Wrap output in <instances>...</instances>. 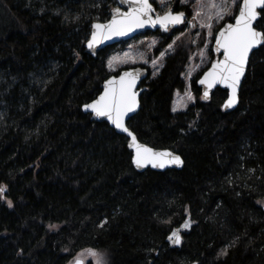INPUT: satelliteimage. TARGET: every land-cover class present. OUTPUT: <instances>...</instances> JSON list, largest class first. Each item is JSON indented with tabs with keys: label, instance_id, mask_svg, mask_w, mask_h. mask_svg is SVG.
I'll return each mask as SVG.
<instances>
[{
	"label": "trees",
	"instance_id": "1",
	"mask_svg": "<svg viewBox=\"0 0 264 264\" xmlns=\"http://www.w3.org/2000/svg\"><path fill=\"white\" fill-rule=\"evenodd\" d=\"M115 5L0 0V264H68L83 249L107 251L108 264H264V44L231 112L225 90L201 100L200 74L194 102L174 112L189 49L164 58L127 125L184 164L137 172L127 139L81 110L125 44L85 51L92 23ZM255 27L264 32V12Z\"/></svg>",
	"mask_w": 264,
	"mask_h": 264
},
{
	"label": "snow or ice",
	"instance_id": "2",
	"mask_svg": "<svg viewBox=\"0 0 264 264\" xmlns=\"http://www.w3.org/2000/svg\"><path fill=\"white\" fill-rule=\"evenodd\" d=\"M121 2L132 5L131 10L121 12L119 8H116L113 10L114 15L110 23L93 24L94 31L91 33V40L88 41L90 49L105 39L112 36L127 35L134 29L142 28L146 24H151L153 27L159 24L167 31L169 25L184 23V12L173 14L169 11L163 16L158 15L153 19L150 15L153 8L149 0H121ZM197 4H200V0H197ZM231 4L239 9V14L234 16L235 23H227L215 39L216 51L220 52L222 50L223 60L212 64L211 69L199 81L200 84L206 85L204 99L209 97L208 90L218 83L231 88L232 94L224 105L225 108H231L237 103V87L248 64L249 53L257 45L264 44V32L257 31L253 27L258 16H261V13L264 12V0H242V5L238 4L237 0H231ZM202 7L201 5V10L195 11L193 20L201 17ZM208 7L210 12L207 20L202 21L200 26L207 27L209 35H211L212 19H223L226 14L230 13L229 0H221L220 4H217L215 0H209ZM258 9L261 11H258ZM211 10H215V12L212 13ZM171 47L172 45H169V48ZM163 55L164 53H161V56ZM155 63L153 61L154 65ZM136 78L132 73L125 72L119 80H108L104 85L103 94L94 102L85 104L84 110L88 111L90 109L95 116L106 117L116 129L127 133V136L131 138L129 147L135 150L133 163L137 168H144L148 165L153 168H164L168 163L182 165L183 161L180 156L174 155L172 152H157L138 143L137 137L125 125V117L134 112L137 107L138 93L134 91ZM191 98L189 95V99ZM175 110L174 108L173 111ZM4 191L6 189L0 187V193ZM8 206H12L11 201H8ZM183 227H189V223L185 222ZM168 239L178 244L180 242L178 231H173ZM88 252L93 256L97 255L91 249ZM75 264H81V261L77 259ZM97 264H100L99 260Z\"/></svg>",
	"mask_w": 264,
	"mask_h": 264
},
{
	"label": "rangeland",
	"instance_id": "3",
	"mask_svg": "<svg viewBox=\"0 0 264 264\" xmlns=\"http://www.w3.org/2000/svg\"><path fill=\"white\" fill-rule=\"evenodd\" d=\"M217 4L221 3V0H215ZM241 0H237L240 4ZM155 11L158 14H163L169 9L178 11H185L186 20L183 24L175 29H170L166 33H146L144 35L136 36L135 38L126 41L121 47L110 50L106 59V66L109 74H117L121 69L143 66L148 69L149 77L153 78L157 76L163 66L164 58L171 54L178 46H184L189 49L188 63L182 74L185 82L183 91H176L173 96L172 110L174 112L183 111L187 106L194 102V94L191 90V81L209 66L213 55L212 45L215 35L219 28L225 23L233 20L238 12V7L231 4L229 0L230 13L226 14L223 19L213 18L211 23L213 25L211 35L207 27H201L202 21L207 20V16L210 12L208 7L209 0H200V4H197V0H151ZM201 17L193 20V16L196 10H201ZM212 13L215 10H211ZM170 37V43L164 47H160V44ZM169 45H172L169 48ZM161 53H164L161 56ZM155 61V65L153 64ZM197 79V78H196ZM189 95L192 97L189 99ZM264 204V202H260ZM89 249H83L79 251L68 264H74L77 259L82 264L91 262L92 264H108L109 254L104 250H94L97 253L96 256L89 254Z\"/></svg>",
	"mask_w": 264,
	"mask_h": 264
},
{
	"label": "water",
	"instance_id": "4",
	"mask_svg": "<svg viewBox=\"0 0 264 264\" xmlns=\"http://www.w3.org/2000/svg\"><path fill=\"white\" fill-rule=\"evenodd\" d=\"M115 1H116V5L112 8V10H111V12H110V16H109V18H108L106 21H103V22L95 21V22H93L92 25H91L90 35H89L88 40H87L86 43H85V51H86L87 54H89V55L92 56L93 58H96L97 54H98L102 49H104V48H106V47H109V46H112V45H115V44H119V43H122V42L129 41V40L135 38L136 36L144 35V34H146V33H156V32L166 33V32H168V30H170V29H175V28L179 27L181 24H183V23H181V24H177V25H169L167 31H165V30H164L159 24H157V25L154 26V27H153L151 24H146V25H145L144 27H142V28H136V29H134L133 31L129 32L127 35H124V36H112V37L109 38V39H105V40H103L102 42L96 44L94 48H91V49H90V48L88 47V41L91 40V33H92V31H94V29H93V27H92L93 24H95V23H101V24H107V23H110L111 20H112L113 15H114L113 10L116 9V8H119L121 12H127V11H130V10H131L132 5H130L129 3H127V2L122 3L121 0H115ZM149 3L152 5V8H153V11L150 13V15L152 16L153 19H155L156 16H158V15H159V16H163L164 14H166V13L169 12V11H171L173 14H176V13H179V12H184V13H185V11H178V12H175L174 9H169L168 11H166V12L163 13V14H158V13L155 11V8H154L153 4L151 3V0H149ZM240 4L242 5V0H241ZM258 11H261V10L258 9ZM238 14H239V9H238V12H237L236 16H237ZM259 17H260V16H258L257 21H258ZM185 20H186V13H185V19H184V22H185ZM257 21H256V22H257ZM256 22H254V25H253L254 28H256V27H255ZM227 23H232V24H234V23H235V19L233 18L232 21H230V22H225V23L219 28V30L217 31V33H216V35H215V38H214V41H213V45H212V55H213V58H212V60H211V62H210V64H209V66H208V67H207V68L201 73V75H200V77L198 78V80H197L196 83H197V86L201 88V100H202L203 102H208V100L210 99V97H211V95H212V93L214 92L215 89L220 88V89H222V90H225V91L227 92V96H226V99H225L224 102H223V109H224V111H226V112H231V111H233V110L237 107V105H238V94H239V90H240V87H241L242 81H243V79H244V77H245V75H246V72H247V69H248V65H249L250 57H251V55H252L256 50H258L261 46H263V44H261V45H257V46L254 47V48L252 49V51L249 53L248 64H247V66H246V68H245L244 75L241 77L240 82H239V85H238V87H237V103H236L233 107H231V108H225V107H224V105L227 103L228 99L230 98V96H231V94H232L231 88L226 87L224 84H220V83H218V84H216L214 87H212L211 89H209V90H208V91H209V97H208L207 99H204V98H203V95H204V91H205V89H206V85L200 84L199 81H200L201 79H203L204 74H205L206 72H208V71L211 69L212 64L216 63L217 61H222V60H223L222 50H221L220 52H217V51H216V43H215V39H216V37L218 36L219 31H220V30H221V29H222ZM256 30H257V31H260V30H258L257 28H256ZM261 32H262V31H261ZM125 72H130V73H132L134 76L137 77V78H136V83H135L134 91L138 93V95H137V107H136V110H135L134 112L129 113L128 116L125 117V125L128 127L127 124H128L129 119L132 118L134 115H136V114L139 112V110H140V96H141V94H142V92H143V90H144V88L141 87V85H142V83H143L144 81H146L147 78L149 77V71H148L147 68H145V67H143V66L128 67V68H123V69H121L117 74H111V75H109V76H108V77L102 82V84L100 85V88H101L100 93H99V94H98L93 100H91V101H89L88 103H85V104H90V103L94 102L95 100L99 99L100 95L103 94L105 83H106L108 80H110V79H116V80H119L120 76H122ZM85 104L82 105L81 110H82V112H83L84 114H87V115L90 116L91 121H93V122H105V123H107L108 126H109L111 129H113L117 134L123 135V136L127 139V148H128V150L131 152V163H132V166L134 167V169H135L137 172H144V171H146L147 169L152 170V171H156V172H163V171H165V170H169V169L181 170V169L183 168V164H184V162H183L182 165H177V164H173V163H168V164L165 165L164 168H153L151 165H148L147 167H144V168H137V167L135 166V164L133 163V157L135 156V150L129 147V144L131 143V138L127 136V133H123V132H121L120 130L116 129L115 126L112 125V123H111L110 121H108L106 117H97V116H95L94 113L91 112L90 109H89L88 111H85V110H84V105H85ZM128 128H129V127H128ZM129 130L135 135V133H134L130 128H129ZM135 136H136V135H135ZM136 137H137V136H136ZM137 142L140 143V144H142V145H144V146L150 147V148H152L154 151H157V152H172L174 155H178V156H180L179 154H177V153H175L174 151H172V150H170V149H167V148H164V149L153 148V147H151V146H149V145H146V144L140 142V141L138 140V138H137ZM180 157H181V156H180ZM181 159H182V157H181ZM182 161H183V159H182ZM182 229H184V227H180V228H177V229L174 230V231H178L179 236H180V241H181V231H182ZM171 234H172V233H170V234L168 235V237H169ZM168 237H167L166 241L169 243V245H170L171 247H176V246L179 245L180 242H179L178 244H177V243H173L171 240L168 239ZM74 264H75V262H74ZM81 264H82V263H81Z\"/></svg>",
	"mask_w": 264,
	"mask_h": 264
},
{
	"label": "flooded vegetation",
	"instance_id": "5",
	"mask_svg": "<svg viewBox=\"0 0 264 264\" xmlns=\"http://www.w3.org/2000/svg\"><path fill=\"white\" fill-rule=\"evenodd\" d=\"M175 12H178V10H174Z\"/></svg>",
	"mask_w": 264,
	"mask_h": 264
}]
</instances>
